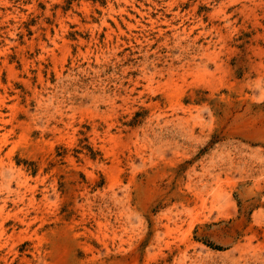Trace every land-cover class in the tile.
I'll return each instance as SVG.
<instances>
[{
	"label": "rangeland",
	"instance_id": "1",
	"mask_svg": "<svg viewBox=\"0 0 264 264\" xmlns=\"http://www.w3.org/2000/svg\"><path fill=\"white\" fill-rule=\"evenodd\" d=\"M0 264H264V0H0Z\"/></svg>",
	"mask_w": 264,
	"mask_h": 264
}]
</instances>
